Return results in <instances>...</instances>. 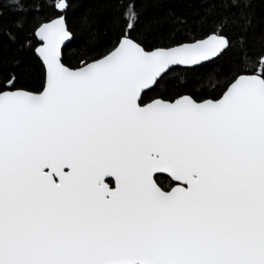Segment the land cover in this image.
I'll return each mask as SVG.
<instances>
[{
	"label": "snow or ice",
	"instance_id": "obj_1",
	"mask_svg": "<svg viewBox=\"0 0 264 264\" xmlns=\"http://www.w3.org/2000/svg\"><path fill=\"white\" fill-rule=\"evenodd\" d=\"M37 35L44 90L0 89V264H264V56L215 101L143 105L230 40L146 51L125 35L70 70L63 20Z\"/></svg>",
	"mask_w": 264,
	"mask_h": 264
},
{
	"label": "trees",
	"instance_id": "obj_2",
	"mask_svg": "<svg viewBox=\"0 0 264 264\" xmlns=\"http://www.w3.org/2000/svg\"><path fill=\"white\" fill-rule=\"evenodd\" d=\"M60 3L67 6L60 9ZM130 9L135 13L131 29ZM60 16L73 35L62 51V62L71 69L103 58L125 35L146 51L212 34L230 40L231 47L213 61L192 70L174 68L160 87L143 94V105L185 95L197 102L217 100L239 75L261 71L264 0H0V89L9 90V76L15 78L12 90L44 89L46 71L35 53L39 46L35 32ZM158 177L162 189L173 185L169 178Z\"/></svg>",
	"mask_w": 264,
	"mask_h": 264
},
{
	"label": "water",
	"instance_id": "obj_3",
	"mask_svg": "<svg viewBox=\"0 0 264 264\" xmlns=\"http://www.w3.org/2000/svg\"><path fill=\"white\" fill-rule=\"evenodd\" d=\"M63 20V22H64V25L66 26V28L68 29V26H67V24H66V20H65V17L64 16H60V17H58V18H56V19H54V20H52V21H50V22H47V23H44L43 25H48V24H53V23H55V22H57L58 20ZM42 26V25H41ZM37 31H38V29L36 30V32H35V36H36V38H37V41H38V43H39V46L36 48V50H35V53H36V55L38 56V58L40 59V61L42 62V64L44 65V68H45V71H46V65L43 63V61H42V57H40L39 56V53H38V48L42 45V41H40L39 40V38H38V35H37ZM70 32V31H69ZM70 34H71V32H70ZM214 34H212V35H210L209 37H207V38H204V39H201V40H198V41H195V42H199V41H203V40H209V39H211V37L213 36ZM215 35H218V34H215ZM219 36V35H218ZM72 39H73V35L71 34L70 35V38L68 39V40H66L62 45H61V62H62V51H63V48L67 45V44H69L71 41H72ZM123 39V38H122ZM122 39H121V41L120 42H122ZM119 42V43H120ZM135 42V41H134ZM195 42H191V43H184V44H181V45H190V44H192V43H195ZM119 45V44H118ZM117 45V46H118ZM177 46H179V45H177ZM177 46H174V47H171V48H175V47H177ZM159 49H170V48H159ZM155 50H158V49H155ZM152 51H154V50H152ZM221 56V55H220ZM219 57V56H218ZM218 57H214V58H211L210 60H208V61H205V62H202V64H204V63H207V62H210V61H213L214 59H216V58H218ZM63 63V62H62ZM92 63V62H91ZM201 64V65H202ZM65 66V65H64ZM86 66V65H85ZM85 66H83V67H85ZM200 66V65H199ZM67 67V66H66ZM197 67V66H196ZM69 68V67H68ZM80 68H82V67H80ZM80 68H78V69H71V68H69L70 70H79ZM175 68H178V67H175ZM179 68H183V67H179ZM46 75H47V72H46ZM45 84H46V82H45ZM45 87V86H44ZM44 90V89H43ZM42 90V91H43ZM148 90H150V89H147V90H144L143 92H142V96H143V94L144 93H146ZM22 91H25V90H22ZM41 91V92H42ZM27 92H29V91H27ZM40 92V93H41ZM32 93V92H31ZM34 94H39V93H34ZM185 96H187V95H185ZM190 97V96H189ZM222 97V96H221ZM220 97V98H221ZM180 98V97H179ZM178 99V98H177ZM155 100H157V99H155ZM155 100H153V101H151V102H149V103H147V104H145V105H149V104H151V103H153ZM208 100H211V99H208ZM208 100H205V101H202V102H206V101H208ZM165 101V100H164ZM175 101V100H174ZM174 101H172V102H174ZM213 101H215V100H213ZM167 102H171V101H167ZM156 176H165V177H167V178H169L174 184H176L177 182H175V181H173L169 176H168V174H166V173H157L156 174ZM155 178V177H154ZM108 180H112V182H113V185H110V187H115V181H114V178H107ZM106 182H107V180H106ZM159 184V183H158ZM163 190V189H162Z\"/></svg>",
	"mask_w": 264,
	"mask_h": 264
},
{
	"label": "flooded vegetation",
	"instance_id": "obj_4",
	"mask_svg": "<svg viewBox=\"0 0 264 264\" xmlns=\"http://www.w3.org/2000/svg\"><path fill=\"white\" fill-rule=\"evenodd\" d=\"M175 186V184L173 183V185L170 187H167L165 190H170L172 187H174ZM164 190V189H163Z\"/></svg>",
	"mask_w": 264,
	"mask_h": 264
}]
</instances>
